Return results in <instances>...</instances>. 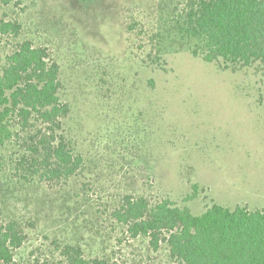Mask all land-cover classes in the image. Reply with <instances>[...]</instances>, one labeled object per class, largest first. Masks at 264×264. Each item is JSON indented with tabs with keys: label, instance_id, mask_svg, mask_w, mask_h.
Here are the masks:
<instances>
[{
	"label": "rangeland",
	"instance_id": "374dc122",
	"mask_svg": "<svg viewBox=\"0 0 264 264\" xmlns=\"http://www.w3.org/2000/svg\"><path fill=\"white\" fill-rule=\"evenodd\" d=\"M182 6L0 4V16L17 19L22 38L60 64L61 98L71 108L64 124L85 156L81 172L62 184L0 171L1 215L26 234L16 264H52L64 242L111 264H173L163 241L154 249L114 219L128 194L168 198L194 214L214 201L264 208V63L225 69L194 56L175 28ZM11 42L0 45V65Z\"/></svg>",
	"mask_w": 264,
	"mask_h": 264
},
{
	"label": "trees",
	"instance_id": "16d2710c",
	"mask_svg": "<svg viewBox=\"0 0 264 264\" xmlns=\"http://www.w3.org/2000/svg\"><path fill=\"white\" fill-rule=\"evenodd\" d=\"M20 3L0 0L7 7ZM181 6L175 28L194 56L225 69L264 63V0H181ZM10 39L0 65V171L10 166V175L26 183H67L85 156L64 124L71 108L61 98L60 64L47 47L22 38L17 19L0 16V45ZM193 189L190 199L198 185ZM113 217L154 249L163 241L173 264H264V208L214 201L194 214L168 198L128 194ZM25 240L23 225L0 212V263L16 264ZM58 251L52 264H111L70 242Z\"/></svg>",
	"mask_w": 264,
	"mask_h": 264
}]
</instances>
